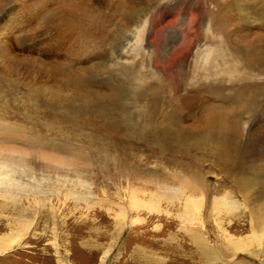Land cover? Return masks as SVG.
Segmentation results:
<instances>
[{"label":"rangeland","instance_id":"1","mask_svg":"<svg viewBox=\"0 0 264 264\" xmlns=\"http://www.w3.org/2000/svg\"><path fill=\"white\" fill-rule=\"evenodd\" d=\"M263 13L256 0H0V195L38 212L0 264H264L234 250L256 243L239 218L249 204L235 170L237 153H253V111L264 106L262 69H248L262 56L251 41L264 35ZM126 35L130 53L121 54ZM3 65L17 75L8 80ZM134 72L193 86L157 108L151 133L136 127L150 119L139 109L152 83L142 105L123 100L136 127H123L108 99L120 84L126 95L124 75ZM175 107L186 156L160 143L157 125ZM70 108L80 111L72 124ZM203 130L212 136L201 148ZM223 199L239 209L219 221L213 206ZM195 231L219 260L199 258ZM8 232L1 212L0 235Z\"/></svg>","mask_w":264,"mask_h":264},{"label":"bare ground","instance_id":"2","mask_svg":"<svg viewBox=\"0 0 264 264\" xmlns=\"http://www.w3.org/2000/svg\"><path fill=\"white\" fill-rule=\"evenodd\" d=\"M256 1H258V3L261 4L262 10H264V0H256ZM263 15H264V13H263ZM3 16H4V14H3ZM3 16L0 17V24L2 22ZM261 20H263V19H261ZM256 21L258 22V20H256ZM252 22H254L253 19H252ZM263 22H264V20L262 21L260 26L264 27ZM172 24H174V23H172ZM144 28H145V26L143 27V29ZM142 31L143 30H141V32ZM141 32H139L138 34H140ZM131 34H132V37L134 36L133 37V39H134L135 33L131 32ZM180 34H181V41H182V43H184V41H185L184 37L186 35L184 36V34L181 32H180ZM180 34H179V36H180ZM129 38H130V36L126 35L125 40L123 41L125 43H123L121 45L122 46V48L120 50L121 54L130 53L127 51L128 48L126 49V46H128L130 44V41H128ZM251 43H252L254 49L256 47V49L258 50L257 52H260L262 56L258 62V65H256L255 62H252L250 64V67L248 68L249 72H254V70L257 71V69L259 67L260 69H262V73L264 74V68H263V66H260L261 62L263 63V60H264V35L259 34V36H257V37L254 36ZM124 47H125V50H124ZM208 49H211V47L206 46L207 52L209 51ZM206 55L208 56V54H206ZM207 56L202 58L204 62H208ZM0 63H2V62L0 61ZM41 67H42V65H40L38 67V70L40 72L42 71V69H40ZM3 68H5L6 72L4 71V75L6 78H8V80H11L13 77H15L14 75H17L16 74L17 72L15 70H12L13 67H7V66L3 65ZM8 71H10V73H8ZM39 71H38V73H39ZM33 73H35V72H33ZM130 74L124 75L126 86L128 87V89L126 90L127 91L126 95H125V88L122 87L123 84H120V86L116 85L114 88L110 89V94H109L110 97L108 99L110 101V105H112L113 107H118V109L120 110L119 119L121 121V125H123V127L124 126L134 127L135 125L134 126L131 125L132 123L128 124L129 121L127 120L126 116H124V112L129 113V111L124 108L123 100L125 99L126 96L128 97L131 94L133 96L140 97L141 99L138 100L137 102L142 105L144 103V99H145V97H144L145 91H143L144 87L147 83H152L151 85L154 86V88H153V90L151 92V96L149 98L150 102L149 103L145 102L140 107V109L138 108L139 110H141V113L139 115L140 118H143L144 115L145 116L148 115V117H150V119H148L146 122H144V124L141 123L138 126L136 125L137 127L135 126L139 132L140 131H143L144 133L153 132L154 129L156 128L155 127V125H156L155 119H154L153 115H154V112H156L157 108H159V110H163L165 108H170V107L172 108L173 107V97L175 98L177 95H179V93L181 91H188V90H191L193 88L192 83H190V81H188V82L177 81L173 85H170L168 82H165V84L159 83L158 77L155 78L154 81H151L152 77H150V78L145 77L144 78V77H141V75L136 73V72H134V74L133 73H130ZM26 77H28V75ZM29 77H31V76L29 75ZM32 78H33V76H32ZM26 79H28V78H26ZM144 79H146V82L143 81ZM110 84H112V83H110ZM31 85L34 86V84H31V83L25 84L24 86L30 88ZM142 85H143V87H142ZM39 89L42 90V92H45V89H42L39 87L38 89H36L37 90L36 93H38L39 95H41V92ZM158 100H159V102H158ZM131 101H132V102H130V105L132 106L131 111L133 112V110L135 111L137 109V104L135 102L136 100H131ZM199 102L201 104L203 103L202 100H199ZM158 103H161V105L158 106ZM177 108L178 107H175L174 109H172L169 112V115L165 116L166 119L161 121L157 125V127L159 128V134L161 135V139H163L160 143L163 144L165 147H167L168 151H172V153H173V151H175L174 153H179V154L181 153V154H184L186 156V154L188 155V152H186V151H187V148L189 146L182 144V143H185V142L180 141V138L182 137V131H181L180 127L175 126V121L177 120V117H176L177 115H176L175 109H177ZM35 114H37V112ZM75 114H76V111H73L70 108L68 110V113H67V119H65V118L64 119L67 121L69 118L68 122L70 124H72L74 122V120L72 118L75 116ZM135 115H136V113H135ZM32 116H34V115H32ZM252 117L258 120L257 123H260V124H257L258 125L257 128L254 129L252 133H250V138L252 137L251 141L254 143V147H253V151H252L253 153H252V155L250 154L249 157H246V156H248V154H246V153H244L242 155H240V152L237 153L238 155L236 154L237 155L236 157H238L240 159V161L243 160V162L240 164L238 170H235L236 168L234 170L237 173L240 172L238 174L239 175L238 178H236V180H238V182L236 184V189L238 191L243 192V193H247V195L244 194L243 196L245 197L246 202L249 204V206L244 207L248 211L244 215H240L239 218H241L242 220L244 219V217L247 218L249 228L252 231L251 232L252 239L256 240V243L251 248L249 246L240 245V246H236L234 248V250L236 252H240L241 254H244L245 256L249 257L250 259H252L254 261H259V263H260L264 259V156H262V148L264 146L263 145L264 144V106L258 105L254 109ZM30 118H31V116H30ZM120 121H119V123H120ZM134 124H136V123H134ZM38 125H40V122L38 123ZM96 127L98 129V132H100L101 131L100 130L101 129L100 124H96ZM223 129L225 131H227V128L225 126ZM204 131L205 130H203L197 136L198 137L197 147L201 146V148H203V147L209 146L208 140L212 136V134L209 130L207 131V133L204 134ZM228 131H230V130L228 129ZM125 132H127V131H125ZM132 134H133V132H132ZM128 135H130V134H128ZM120 136H123V135H120ZM131 138H133V137L131 136ZM136 139L137 138H135V140ZM171 142H173V143H171ZM161 148H162V146H161ZM250 157H251V162L249 164L248 163L246 164V160L249 161ZM6 185H5L6 186L5 188L8 189L9 184H6ZM7 192L3 191V193H1V195H0V198L2 201L0 203V213L1 212L3 214L7 213L8 214V222H9V232L6 234L0 235V255L4 254V253L8 254V252L13 249L14 244H16L19 241L21 242V239L27 233H29L28 231L30 230V228L32 229L34 216L36 214H38V212L34 209L35 207H32L30 204L28 205V207H25V206L24 207H18V202H16L15 199L10 194H7ZM227 201H228L227 199H225V200L223 199L222 201H220L218 203H214L215 205L213 207H215V209H213V212L216 213V218L219 221L222 220L220 218L221 213H223L225 215L231 214V216H232L234 214L235 210L239 209L238 205H236L233 202H230V201L227 202ZM189 203H190V199L184 198V204L183 205L188 206V205L194 204V203H192V204H189ZM223 208H224V210H220ZM36 220H37V218H36ZM219 221L216 222L217 226L219 225V231L225 232L224 228L221 227V224ZM188 236H189V234H188ZM24 239H26V237ZM189 241L195 245L196 252H198L199 258H201L202 260H206L207 258L211 262L215 261V260H219L218 256L213 251L208 249V247L206 245V241L204 240V238L202 237L200 232H198V231L193 232L189 236ZM235 243H239V242H235ZM236 264H250V263L238 262Z\"/></svg>","mask_w":264,"mask_h":264}]
</instances>
